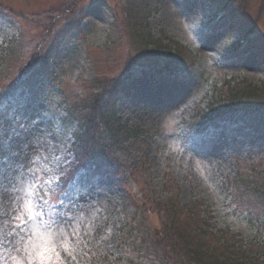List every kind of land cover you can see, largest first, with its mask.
Wrapping results in <instances>:
<instances>
[{
  "label": "rangeland",
  "instance_id": "374dc122",
  "mask_svg": "<svg viewBox=\"0 0 264 264\" xmlns=\"http://www.w3.org/2000/svg\"><path fill=\"white\" fill-rule=\"evenodd\" d=\"M214 1L0 0V41L16 47L0 54V264H91L92 249L108 264H198L185 240L219 244L214 231L198 233L202 223L229 230L226 243L246 242L264 264V142L217 116L195 120L214 103L228 109L229 93L264 88V0ZM41 62L48 77H26ZM22 79L36 93L6 99ZM94 98L114 102L143 136L115 169L60 183L73 140L59 116L86 115ZM139 226L186 237L139 254L124 236Z\"/></svg>",
  "mask_w": 264,
  "mask_h": 264
},
{
  "label": "trees",
  "instance_id": "16d2710c",
  "mask_svg": "<svg viewBox=\"0 0 264 264\" xmlns=\"http://www.w3.org/2000/svg\"><path fill=\"white\" fill-rule=\"evenodd\" d=\"M217 2L219 1H214V4L216 6L219 5V3ZM142 42H144L145 45L149 43V40L144 38L142 39ZM238 45L239 42H236L235 46ZM11 47L16 48L14 46ZM11 47L4 48L3 46H0V54L4 53V51L6 50H11ZM158 47L159 46L157 44L153 46L156 51H159ZM172 60L174 64H176V61L174 59H168V61L170 62ZM168 61L166 63H168ZM4 66L5 61L0 59V70L4 69ZM165 70L172 73L177 71L178 67L176 69L167 65V67H165ZM30 75L41 77L43 75H47V70L45 71L41 65L40 67L36 68L31 74L26 75V77H30ZM26 80L27 79L20 80L19 84L25 82ZM36 85V83L30 80L27 81V83H23L25 89L28 88L33 92L36 90ZM263 89L264 88L252 87V90L246 91L244 89L245 91L241 92V94H238L239 91L229 93V97L226 99V103H228L227 105H230V107L228 109H222L216 112L215 110H218L224 104L221 103L220 105H216V103H214L210 106L209 111L204 114V116L207 115L206 117H204V119L206 120V122H210L208 120H213L216 122V120H214V117L217 116L220 120H228L230 122H236L237 124L242 123L244 127H249L254 130L260 138H264V104L260 103L261 100L259 98V96L263 92ZM232 90L233 88L230 89V92ZM247 93L248 95H246ZM237 94L239 96H243V98L238 97ZM68 111L69 115L63 117L62 121L64 128L68 130V132L71 133L74 138L73 149L75 153V163L73 162L74 164L70 167L71 169L74 168V170H76L81 166L86 168L95 166L99 167L102 165L101 162L106 161L110 162L112 165H116L121 162L120 156H130L134 150H137V147L134 146L141 137V128L137 125H131L129 121H124L122 118H120L115 110V103L111 102V100L96 102V98H94L90 111L84 116H81L79 118L77 117V119H74V117L70 115V113H72L71 107H68ZM243 111H245L246 113H243ZM212 112L214 114H212ZM237 112H239V114ZM75 120L76 122H74ZM99 152H101L100 155L98 154ZM1 153H3V150L0 146V159L4 158V154ZM258 194L260 195L261 193ZM193 210L197 213L196 208H193ZM191 215L194 216V213L192 212ZM126 227L127 226H125L124 229H126ZM198 228V233L202 237H206V235L212 234V232H208L210 231V229H207L208 231L205 230L206 228L202 229L204 228V223H202ZM143 232H145V234ZM124 236H126L127 243L131 245V247L134 248L137 252H139V254L142 251V248L150 249V247H153L155 249H158L157 247L160 246L159 238L162 241L166 242L164 244L161 243L162 245H164L163 247L166 246V248H170L173 250L175 248L174 246H176V241L179 242V240H183L186 237L176 235V233L172 232H168L167 234L158 236L142 226L128 229L124 233ZM227 236L228 235L226 234H222L220 236L217 235L215 238L218 240L219 244L211 249L207 246L205 240H201L200 242H193L189 238L184 241L185 248L186 250H188L186 256L190 260H194L198 264H258V262L254 261V258L258 260V258L261 257V254L257 249L252 248L246 243L239 244L238 241L237 243L236 241H229L228 243H226L228 239ZM176 237H179V239L177 240ZM139 241L141 244V249L137 244V242ZM128 244L127 246L129 247ZM251 245L253 246V243H251ZM101 260H107L106 264L110 262L113 263L104 256L103 258L101 256L90 262L91 264H103L104 262ZM117 262L118 261H115L114 264H121L120 262ZM136 262H138L137 259H131L129 264H136Z\"/></svg>",
  "mask_w": 264,
  "mask_h": 264
},
{
  "label": "snow or ice",
  "instance_id": "6c2138e0",
  "mask_svg": "<svg viewBox=\"0 0 264 264\" xmlns=\"http://www.w3.org/2000/svg\"><path fill=\"white\" fill-rule=\"evenodd\" d=\"M29 171H31V169H29ZM37 176H38V173L35 174L34 177H33V184L35 183V179H36ZM3 178H4V173L2 171H0V180H2ZM41 199H44V197H41ZM28 219L30 220L31 216H29ZM40 256H41V260H43V254L42 253L40 254Z\"/></svg>",
  "mask_w": 264,
  "mask_h": 264
},
{
  "label": "bare ground",
  "instance_id": "6f19581e",
  "mask_svg": "<svg viewBox=\"0 0 264 264\" xmlns=\"http://www.w3.org/2000/svg\"><path fill=\"white\" fill-rule=\"evenodd\" d=\"M142 94H143V95H146V94H145V91H143Z\"/></svg>",
  "mask_w": 264,
  "mask_h": 264
}]
</instances>
